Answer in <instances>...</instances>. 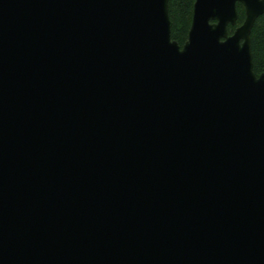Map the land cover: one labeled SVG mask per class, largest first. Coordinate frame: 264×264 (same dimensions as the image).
Masks as SVG:
<instances>
[{
  "label": "water",
  "instance_id": "95a60500",
  "mask_svg": "<svg viewBox=\"0 0 264 264\" xmlns=\"http://www.w3.org/2000/svg\"><path fill=\"white\" fill-rule=\"evenodd\" d=\"M263 15L0 0V264H264Z\"/></svg>",
  "mask_w": 264,
  "mask_h": 264
},
{
  "label": "trees",
  "instance_id": "16d2710c",
  "mask_svg": "<svg viewBox=\"0 0 264 264\" xmlns=\"http://www.w3.org/2000/svg\"><path fill=\"white\" fill-rule=\"evenodd\" d=\"M194 3L195 0H169L172 39L177 41L181 47L188 40ZM237 9L239 14L238 27L245 20V9L240 3H238ZM235 29L236 27L229 26V35H232ZM251 43L254 72L257 76H260L264 72V15L260 16L255 22L251 34Z\"/></svg>",
  "mask_w": 264,
  "mask_h": 264
}]
</instances>
